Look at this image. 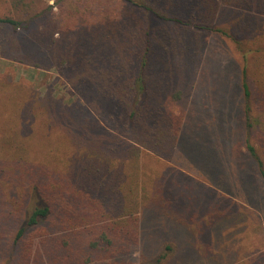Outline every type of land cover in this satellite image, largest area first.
Segmentation results:
<instances>
[{"label":"trees","instance_id":"obj_1","mask_svg":"<svg viewBox=\"0 0 264 264\" xmlns=\"http://www.w3.org/2000/svg\"><path fill=\"white\" fill-rule=\"evenodd\" d=\"M6 1L13 14L0 16L5 56L54 69L72 87L125 110L119 136L103 130L82 102L0 76L6 264H92L95 256L106 261L132 250L141 208L158 197L143 179L141 154L169 157L177 146L214 34L239 57L244 148L264 186V0H56L44 8L36 0ZM50 131L76 132L84 143L65 176L34 149L36 136ZM172 252L166 245L157 263Z\"/></svg>","mask_w":264,"mask_h":264},{"label":"rangeland","instance_id":"obj_2","mask_svg":"<svg viewBox=\"0 0 264 264\" xmlns=\"http://www.w3.org/2000/svg\"><path fill=\"white\" fill-rule=\"evenodd\" d=\"M55 1L36 0L37 8L54 6ZM11 14L8 2L0 3V16ZM239 72L234 46L212 35L177 146L169 157L141 154L143 179L152 180L151 194L158 197L153 208H141L138 243L129 253L106 261L95 256L92 264H158L166 245L173 252L162 264H260L264 186L244 148ZM0 76L41 94L50 90L58 99L80 101L103 130L122 133L123 108L106 104L88 88L72 87L54 69L32 67L0 51ZM61 134H39L33 145L39 158H49L50 167L65 176L84 143L78 142L76 132ZM120 152L115 153L118 158ZM6 258L0 252V264H6Z\"/></svg>","mask_w":264,"mask_h":264}]
</instances>
